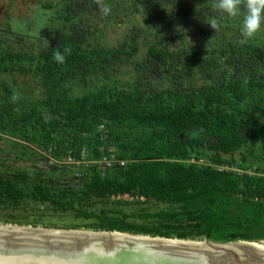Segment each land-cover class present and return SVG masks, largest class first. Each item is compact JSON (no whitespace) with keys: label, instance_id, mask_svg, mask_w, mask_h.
Instances as JSON below:
<instances>
[{"label":"trees","instance_id":"obj_1","mask_svg":"<svg viewBox=\"0 0 264 264\" xmlns=\"http://www.w3.org/2000/svg\"><path fill=\"white\" fill-rule=\"evenodd\" d=\"M101 3L111 7L107 16L97 0H55L50 24L34 38L9 22L0 27V224L264 241V175L237 172L249 157L264 160V23L242 45L243 8L232 18L214 0ZM100 125L125 167L103 175L90 166L80 190L10 173L7 157L28 149L23 143L56 145L60 162L70 148H96ZM125 195L158 208L105 203ZM91 199L103 205L83 204ZM32 205L92 222L51 224Z\"/></svg>","mask_w":264,"mask_h":264},{"label":"water","instance_id":"obj_2","mask_svg":"<svg viewBox=\"0 0 264 264\" xmlns=\"http://www.w3.org/2000/svg\"><path fill=\"white\" fill-rule=\"evenodd\" d=\"M0 264H264V241L222 243L0 224Z\"/></svg>","mask_w":264,"mask_h":264},{"label":"rangeland","instance_id":"obj_3","mask_svg":"<svg viewBox=\"0 0 264 264\" xmlns=\"http://www.w3.org/2000/svg\"><path fill=\"white\" fill-rule=\"evenodd\" d=\"M55 6V0H0V27L6 26L7 22L11 23L13 30L19 34H23L27 37L34 38L39 32L47 27L53 17V8ZM26 149L16 150L18 154H12L7 157L8 167L10 173L13 176H17V172L14 171H27L29 172V178L31 181H42L48 186L59 187L74 186L80 190L83 187L84 180L75 176V169L85 171L86 167L73 166L60 161L55 165L51 164L48 156L45 154L44 148L37 144H26ZM243 149V153H245ZM240 158V154H237ZM48 159V160H47ZM230 168V167H229ZM234 169V168H231ZM257 171L259 169L264 170V160H256L255 158L249 157V167ZM234 170H237L235 168ZM241 171L240 169H238ZM135 202L138 203L137 209H151L156 211L158 206L155 202L142 199V198H131L127 195L121 197H114L105 200L108 207H113L114 204L119 202ZM84 205L91 208H99L103 205V201L99 199H91L88 202H83ZM85 206V207H86ZM30 208H37L41 211H45V218L43 221L58 224V225H91L92 221H86L84 219H77L73 214L56 212L52 207L42 205H32ZM34 219L33 217H30ZM87 231V229H85ZM83 230V231H85ZM204 241V240H203Z\"/></svg>","mask_w":264,"mask_h":264},{"label":"built area","instance_id":"obj_4","mask_svg":"<svg viewBox=\"0 0 264 264\" xmlns=\"http://www.w3.org/2000/svg\"><path fill=\"white\" fill-rule=\"evenodd\" d=\"M97 135V143L96 148L89 145L88 143L82 145L78 150L76 148H70L67 150L66 155L63 157L62 161L68 165L73 166H85L88 169L90 166H95L101 171L105 172L113 170L115 168H122L127 165V161L124 159H120L114 153L111 148V136L108 127L105 125H100L96 131ZM85 136H90V134H85ZM95 136H91L93 138ZM57 146L54 145L45 151V154L48 156L51 164L59 162L57 158L54 156L56 154ZM95 149V153H94ZM77 152V154H76ZM86 169L85 171H80V169H75V176L85 180L86 178ZM219 170H231L229 167H219ZM234 170V169H233ZM237 172L242 175L243 173H247L249 175H264V173H258L253 170L239 171Z\"/></svg>","mask_w":264,"mask_h":264},{"label":"clouds","instance_id":"obj_5","mask_svg":"<svg viewBox=\"0 0 264 264\" xmlns=\"http://www.w3.org/2000/svg\"><path fill=\"white\" fill-rule=\"evenodd\" d=\"M100 5V11L103 15L107 16L111 12V7L107 4H102L101 0H97ZM213 8L216 9L221 17L225 14L228 17H237L241 14V8H243V24L241 28L240 44H247L250 40L254 39L259 33L264 23V0H214ZM215 31L218 28V21L216 18H212L206 21ZM64 52L70 54V50L65 48ZM54 60L58 64H64L66 56L59 50L54 52ZM16 98L15 96L13 97Z\"/></svg>","mask_w":264,"mask_h":264},{"label":"bare ground","instance_id":"obj_6","mask_svg":"<svg viewBox=\"0 0 264 264\" xmlns=\"http://www.w3.org/2000/svg\"><path fill=\"white\" fill-rule=\"evenodd\" d=\"M83 231V230H82Z\"/></svg>","mask_w":264,"mask_h":264}]
</instances>
